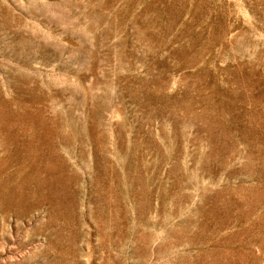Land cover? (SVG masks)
<instances>
[{"label": "rangeland", "instance_id": "obj_1", "mask_svg": "<svg viewBox=\"0 0 264 264\" xmlns=\"http://www.w3.org/2000/svg\"><path fill=\"white\" fill-rule=\"evenodd\" d=\"M0 264H264V0H0Z\"/></svg>", "mask_w": 264, "mask_h": 264}, {"label": "bare ground", "instance_id": "obj_2", "mask_svg": "<svg viewBox=\"0 0 264 264\" xmlns=\"http://www.w3.org/2000/svg\"><path fill=\"white\" fill-rule=\"evenodd\" d=\"M37 164V163H36ZM38 165V164H37Z\"/></svg>", "mask_w": 264, "mask_h": 264}]
</instances>
